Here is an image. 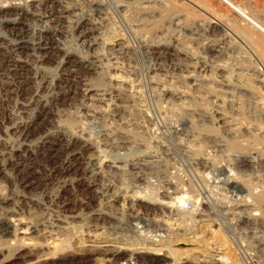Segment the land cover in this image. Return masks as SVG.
Segmentation results:
<instances>
[{"label": "rangeland", "instance_id": "rangeland-1", "mask_svg": "<svg viewBox=\"0 0 264 264\" xmlns=\"http://www.w3.org/2000/svg\"><path fill=\"white\" fill-rule=\"evenodd\" d=\"M30 1L34 0H0L3 6L33 4L39 14L46 16L51 10L64 11L63 7H70L77 10L68 17L71 22L82 13L95 14V8L83 0H48L52 3L42 5ZM228 1L264 23L261 15L264 0ZM170 4L179 11V17L172 18V22L165 19L156 25L150 23L155 28L147 24L140 31L142 36L134 32L138 24L127 23L121 18V8L114 4L104 7V18L102 14L90 17L99 19L101 26L97 27L101 30L88 34L89 38H78L84 25L72 31L68 28L72 24H64V33L54 41L55 50L50 49L39 66L49 78L48 84L37 89L41 87L40 79H34L33 71L27 69V78L16 80V96L1 94L0 139H10L8 144L17 148L20 143L38 147L43 137L51 138L40 145L41 151L35 149L39 154L30 157L25 166L15 169L10 163L4 170L0 167V198H7L5 203L0 202V219L13 216L40 231L24 239L50 242L56 234L67 241L64 246L56 241V253L52 244L42 248L46 257L24 258L26 250L18 255H22L21 259L4 264H119L129 258L143 264H174V258L167 254L130 252L146 245L143 237L147 236L149 242L154 231L163 235L161 245L170 244L178 253L190 251L188 255H180L175 264H219L215 260L222 256L230 257L227 264H264V204L255 207L245 204L240 199L244 194L232 188L239 185L251 193L257 187L258 195H262L264 172L256 177L254 173L259 169L247 170L243 182L235 178L224 180L232 172L241 173L237 159L244 154H264V143L256 141L259 138L255 133L244 137L240 149L231 148L234 136L224 123L230 117L242 118L245 126L248 124L252 129L258 125L264 132V47L254 46L248 35L258 39L259 35L220 0H170ZM134 5L143 10L146 7L148 15H141L140 20L147 16L149 21L152 16L156 18L157 6L163 8V2L158 4L157 0L135 1ZM22 22L44 27L29 16ZM8 29L0 24V32L6 36ZM109 36L115 39L111 45L106 40ZM89 41L95 45L85 48L83 43ZM207 47L214 50L208 51ZM85 51L95 57L89 61L93 67L79 70L76 83H67L60 91L61 87L52 81L62 69L60 61L74 63ZM20 56L36 65L29 51ZM115 73L125 77L128 84L125 79L123 83L112 78ZM226 79L229 85L224 83ZM89 86L92 91L86 93ZM208 87L215 88L217 94ZM215 107H222L220 112L227 115L226 121H215ZM24 123H28L24 136L17 138L19 135L12 127ZM3 144L0 142V153L4 155L8 150ZM50 145L60 151L54 158L46 151ZM81 147L88 149L83 152L87 166L84 164L81 171H63L61 163L66 152ZM210 162L219 163L220 168L225 166V173L218 168L204 169ZM94 169L98 176L93 180L88 173ZM204 171L209 172L208 180L203 181L206 183L199 177ZM28 182L32 183L26 185ZM179 188L199 199L189 213L169 207L166 198L162 199L165 205L128 198L133 191H149L156 198L173 197L172 193ZM252 209L257 216L249 217L242 212ZM7 254L0 253V261Z\"/></svg>", "mask_w": 264, "mask_h": 264}, {"label": "bare ground", "instance_id": "bare-ground-1", "mask_svg": "<svg viewBox=\"0 0 264 264\" xmlns=\"http://www.w3.org/2000/svg\"><path fill=\"white\" fill-rule=\"evenodd\" d=\"M56 1V0H55ZM58 1V0H57ZM85 1L84 3H86V5H88L89 7H93L95 8L94 9V12L95 14L93 15H89L86 16L84 15L83 13L81 15H79L78 19H76L75 22H71V20H69L68 17H70L71 15H73L74 11H77L75 9H69L68 7H63L64 11H58V10H51L49 12V15H45V14H39L36 10L37 8L33 6V4H29V3H24L23 4H10V5H7V6H3L0 2V24L4 25V26H7L9 29H8V35L6 36L5 33H1L0 32V98L2 97L1 94H5V95H13L15 94V92L17 93V89L15 88L16 87V80L19 81V80H23L24 78H27L25 77L26 74H28V70L27 69H31L33 71V78H37V79H40V84H41V87H38L37 89L42 88V85H47L48 84V80L46 79H49L45 76V72H43V70L39 67L41 66V64L43 63V61L45 60V58H47L48 54H49V51L50 49L52 50H55L53 48V45L54 44V41H57L60 37L59 36H62V34L64 33L62 29H64V24H72V26H68L69 30H72V31H75L79 28L83 26V30L79 33L78 35V38L80 39H85V38H89L88 37V34H92V33H98L101 29L100 26V22H99V19L95 20V19H92L90 18L91 16H94L97 17L98 15H101L103 10H105L104 7L107 6V8L109 7L110 4H114L115 6L117 7H120L121 8V12H122V17L124 20H126L127 23L131 24V23H134V24H138L136 26L137 29L136 31H134L135 33H139L140 35L142 33H140L141 30H143L144 28H147V24H153V25H156V24H159L162 23V21H165V19L168 21H171L172 18H174V20L176 19L175 17L178 16L179 14V11H175V8L170 4V0H161V2H163V8H158L157 6V9L156 7L154 9H156L154 12L155 14L157 13L156 15V18L154 16H152V21H149L147 20V16L146 19L143 18L142 20H140V16L141 15H144L146 14V10L144 8L143 9H138L137 7H135V1L138 2H143L144 0H132V4L134 5V7L136 9H134L133 5L131 7V0H108V1H105V0H83ZM105 1V2H104ZM146 1V0H145ZM160 1V0H159ZM178 1V0H177ZM223 2V4H225L230 10H232L238 17H240L244 22L250 24L253 29L255 30V32L259 35V39L256 38V37H253L252 35H248V38L251 39L252 43L254 44V46L256 48H262L264 47V23H259L255 20V18L252 16L250 17L247 16V14L244 12V10L240 9L238 6L234 5L233 3H231L230 1L228 0H220ZM31 2H35V3H38V5H42L43 3H47V4H51L52 2L46 0L45 2H42L41 0H34V1H30ZM155 2V1H153ZM161 2H158L157 0V3H161ZM211 2V1H210ZM9 3V2H8ZM150 3H151V0H150ZM142 4V3H140ZM183 4H185L184 2H182V6ZM71 5V4H70ZM85 5V6H86ZM91 5V6H90ZM156 5V4H155ZM212 5V4H211ZM83 6V5H82ZM139 6V5H138ZM160 6V7H161ZM75 7V6H74ZM73 7V8H74ZM87 7V6H86ZM72 8V7H71ZM92 8V9H93ZM104 8V9H103ZM116 8V7H115ZM130 8H131V11H130ZM191 8V7H190ZM46 9V8H45ZM82 9V8H81ZM160 9V10H159ZM153 10V9H152ZM158 10V12H157ZM40 11V9H39ZM49 11V10H48ZM148 11V9H147ZM150 11V10H149ZM254 11V10H253ZM116 12V11H115ZM263 12V11H262ZM67 17H63V14H67ZM76 13V12H75ZM77 14V13H76ZM79 14V13H78ZM112 14V13H111ZM110 14V15H111ZM103 15V18L104 14ZM148 15V13H147ZM150 15V14H149ZM192 15V14H191ZM190 15V16H191ZM263 19H264V14L262 13L261 14ZM260 15V16H261ZM27 16L29 17H32L35 19V21L37 23H40L41 25H44L41 26L40 28H36L35 26H28L26 24H24V22H22L24 20V18H26ZM108 16V15H107ZM113 16V15H112ZM77 17V16H76ZM144 17V16H143ZM179 17V16H178ZM181 17V16H180ZM71 18V17H70ZM98 18V17H97ZM102 18V20L104 21V19ZM113 18V17H112ZM75 19V18H74ZM257 19V18H256ZM70 22H69V21ZM181 20V19H180ZM107 21V20H106ZM264 21V20H263ZM155 24H154V23ZM172 22V21H171ZM170 22V23H171ZM176 22V21H175ZM177 22L178 23H181L178 19H177ZM119 23V22H118ZM177 23V25H178ZM183 23H184V20H183ZM35 24V23H34ZM151 27L155 28L153 25H151ZM167 24V23H166ZM169 24V22H168ZM172 24V23H171ZM176 24V23H175ZM98 25V27H97ZM86 27H89V28H85ZM149 27V26H148ZM159 27V26H158ZM212 29H213V26H212ZM220 29V28H219ZM113 30V29H112ZM146 30V29H145ZM1 31V30H0ZM189 31V30H188ZM68 32V31H67ZM66 32V33H67ZM70 32V31H69ZM222 32V31H221ZM245 32V31H244ZM146 33V32H145ZM147 33H149L147 31ZM171 33V32H170ZM250 34V33H249ZM114 30H113V36H114ZM184 35V34H183ZM99 36V35H98ZM110 38L107 37L108 39L107 42L110 43L109 45H111L112 43L115 42V39L113 38ZM142 36V35H141ZM245 37L247 38V36L245 35ZM64 38V37H63ZM67 38V37H66ZM117 38V37H116ZM142 38V37H141ZM247 38V39H248ZM262 39V40H261ZM72 40V39H71ZM98 40V39H97ZM68 41V40H67ZM94 41V40H93ZM93 41H89V42H86V43H83L85 46V48H90L92 46L95 45V43ZM71 42V41H69ZM106 42V43H107ZM118 42V41H117ZM145 42V41H144ZM147 42V41H146ZM60 43V42H59ZM97 43V42H96ZM107 43V44H108ZM181 43V42H180ZM82 44V45H83ZM101 44V43H100ZM230 44V43H229ZM147 45V44H146ZM64 46V45H63ZM62 46V47H63ZM104 46V45H103ZM148 46V45H147ZM212 47V46H210ZM145 48V47H144ZM188 48V47H187ZM208 48V47H207ZM82 49V48H81ZM84 49V48H83ZM186 49V48H185ZM210 50H214V49H211V48H208ZM216 49V48H215ZM64 50V49H63ZM62 50V51H63ZM29 51V54L30 56L35 59L36 61V65H32L29 63L28 60H25L23 57L20 56V54H24L26 52ZM74 51V50H73ZM149 51V50H148ZM205 51V50H204ZM70 52V51H69ZM68 52V53H69ZM262 52V51H261ZM74 53V52H73ZM72 53V54H73ZM84 53L83 56L85 57H81V58H77L78 60H76L74 63H68V62H63V61H60L59 64H63V66L61 67L62 69H60V71H58L52 78V81H56L57 83V86L58 87H61V89H59L60 91L62 89H64V87L62 86H65L67 83H76V80L78 79L76 74L79 70H91V67H93V63L90 65V62L91 60H93V58H95L94 56L90 55L88 52H82ZM67 54V53H65ZM76 54V53H74ZM99 54V53H98ZM153 54V53H152ZM151 54V55H152ZM192 54V53H191ZM195 54V52H194ZM70 55V54H69ZM77 55V54H76ZM79 56L81 55L80 53L78 54ZM160 55V54H159ZM66 56V55H65ZM161 56V55H160ZM196 56V55H195ZM101 60V59H100ZM97 61V60H96ZM102 61V60H101ZM226 61V60H225ZM62 62V63H61ZM92 62V61H91ZM156 62V60H155ZM197 62V61H196ZM195 62V63H196ZM35 63V62H34ZM99 63V62H98ZM108 63V61H107ZM110 64V63H109ZM58 65V64H57ZM66 65H68L66 67ZM204 65V63H203ZM202 65V66H203ZM206 65V64H205ZM233 65V64H232ZM241 65V64H240ZM201 66V67H202ZM59 67V66H58ZM60 68V67H59ZM58 68V69H59ZM95 68V67H94ZM195 69V68H194ZM204 69V68H203ZM207 70V69H206ZM216 71V70H214ZM212 72L213 75L215 76V72ZM220 71V70H219ZM188 72V71H187ZM222 72V71H221ZM53 73V72H52ZM191 73H194L193 71ZM10 74H12L11 76L12 77H16L14 79H12V77L10 76ZM32 74V73H31ZM220 74V73H219ZM242 74V73H241ZM208 76L210 79L212 78V76ZM232 76V75H231ZM112 78H115L116 80L117 79H121V81H123L125 79V83H127L126 81V78H122L119 74L115 73L114 75L111 76ZM110 77V79H111ZM206 77V76H205ZM207 78V77H206ZM221 78V76H220ZM108 79V80H110ZM114 79V80H115ZM123 79V80H122ZM196 79V78H195ZM219 79V78H218ZM113 80V79H111ZM128 80V79H127ZM214 80V79H213ZM217 80V79H216ZM227 81L224 82L226 83L227 85H229L227 82L228 79H226ZM131 81V80H130ZM129 81V82H130ZM153 81V80H152ZM161 81V80H160ZM159 81V82H160ZM198 81V80H197ZM201 81V80H200ZM225 81V80H224ZM251 81V80H250ZM115 82V81H114ZM38 83V82H37ZM56 83H54V88L51 86V88L53 89H56L57 86L55 85ZM124 83V81H123ZM223 83V82H222ZM18 84V83H17ZM20 84V83H19ZM50 84V83H49ZM128 84V83H127ZM132 84L131 82L129 83V85ZM39 85V84H38ZM121 85V84H120ZM170 85V84H169ZM215 85V84H214ZM91 86L87 87L85 89V92H90L92 90H90ZM217 87V86H216ZM227 87V86H226ZM114 88V87H113ZM132 88V87H131ZM130 88V89H131ZM171 89V88H170ZM207 89H209V91H211L212 93H215L216 92V89L215 88H212V87H208ZM218 89V88H217ZM222 89V88H221ZM52 90V89H51ZM69 90V89H68ZM172 90V89H171ZM15 91V92H14ZM24 91V90H23ZM39 91V90H38ZM164 91V90H163ZM215 91V92H214ZM84 92V91H83ZM228 92V91H227ZM131 93V92H130ZM223 93V92H222ZM51 94V93H50ZM56 94V93H55ZM58 94V92H57ZM217 93H215L216 95ZM21 95V94H20ZM221 94H219L220 96ZM223 95V94H222ZM16 96V94H15ZM5 97V96H4ZM56 97V96H55ZM134 97V96H133ZM253 97V96H252ZM40 100L41 98L38 97ZM52 98V97H51ZM218 98V97H217ZM2 99V98H1ZM3 100V99H2ZM219 100V99H218ZM221 100V99H220ZM1 101V100H0ZM38 101V100H37ZM43 101V100H41ZM89 101V100H88ZM93 101V100H91ZM254 101V100H253ZM39 102V101H38ZM44 102V101H43ZM185 102V101H184ZM261 102V101H260ZM92 103V102H91ZM224 103V102H223ZM259 103V102H258ZM92 105V104H91ZM94 105V104H93ZM108 105V104H106ZM178 105V104H177ZM85 106V105H84ZM113 106V105H112ZM125 107V106H124ZM45 108V107H43ZM217 108V107H215ZM222 108V107H221ZM220 107L217 108L214 112L216 114V122H221V121H226V114H224L223 111L220 112V110H222ZM94 109V108H93ZM91 111V110H90ZM213 115V114H212ZM226 115V116H224ZM224 117V118H223ZM249 117V116H248ZM253 117V116H252ZM107 118V117H106ZM212 118V117H211ZM239 118V117H238ZM110 119V118H109ZM255 121V120H254ZM244 121L242 118H239V119H232L231 120V117L229 119V122H224L225 125H228V129L229 131L231 132V134H233L234 138H233V142L234 144L233 145H230L231 148H235L237 149L239 147H241V142H244L243 139L246 135H249L250 136V133H255V135L257 134L258 138L260 139H256L257 142H263L264 143V132L262 131V127H254L252 129L249 128V125L244 124ZM250 122V121H249ZM30 123V122H29ZM256 124V123H255ZM261 124V123H260ZM224 125V126H225ZM262 125V124H261ZM28 126V123H24V124H17L14 128L12 127V130H14V132L16 134H18L19 136L17 138H22L24 136V130H25V127ZM255 126V125H254ZM215 129V128H214ZM205 131V130H204ZM210 134V133H209ZM254 135V134H253ZM49 135H47L46 137H43L41 139V143L38 142L37 145H39L38 147L37 146H32L31 144L28 145V144H25V143H20L18 145V147L16 148L15 146L12 145V143H9V140L5 139H0V142L3 144H5L7 146V150L8 152L5 153L4 155L2 153H0V167L2 170L5 169V167L7 165H9L10 163H12V167H14L15 169L21 167L24 165L25 162H28L30 161V157H33L38 151L35 150V149H39L40 148V145H43L45 144V140H48L49 138L51 137H48ZM76 137H73V139H75ZM249 139V138H248ZM262 140V141H261ZM252 141V140H251ZM256 141H254V144L257 145V143H255ZM11 142V141H10ZM13 142V141H12ZM218 143V141H217ZM247 143V141H246ZM253 143V142H252ZM251 143V144H252ZM3 144V145H4ZM8 144V145H7ZM18 144V143H17ZM232 144V143H231ZM4 145V146H5ZM200 145V144H199ZM226 145V144H225ZM245 145V144H244ZM255 145V147H256ZM5 146V147H6ZM251 146V145H249ZM253 146V145H252ZM259 146V145H258ZM51 145L48 147V149L46 151L49 152V155L52 156V158L55 157V155L57 153H59V149L57 150V148L55 147H52ZM254 147V146H253ZM261 147V146H260ZM75 148V147H74ZM230 148V149H231ZM245 148V147H244ZM249 148V147H248ZM264 148V147H263ZM43 148H40L39 151H41ZM243 149V148H242ZM241 149V150H242ZM262 149V148H261ZM50 150V151H49ZM206 150V149H205ZM228 150V149H227ZM225 150V151H227ZM88 151V149H86L85 147H81V148H77L76 150H71V151H68L66 152L65 154V158L62 160V163H61V168L63 171H81L83 170V166L85 164V162H83L84 160V157H83V152H86ZM229 151V150H228ZM256 151V150H255ZM18 152H20V155H18ZM263 152V151H262ZM203 153V152H202ZM249 155H246L244 154L242 157H240L239 159V163H240V174H230V172L232 171L231 169L229 170V174L228 176L225 177L224 180H233V178H235V180L239 179L240 181L242 180L243 182V178L247 177L245 175V172L247 170H258V172H255L254 174L256 175V177L258 176L259 172H264V154L263 153H250L248 152ZM39 154V152H38ZM240 156V155H238ZM203 157V156H202ZM210 161V160H209ZM222 161V160H221ZM230 163V162H229ZM207 164V163H206ZM228 164V163H227ZM226 164V166H227ZM86 165V164H85ZM210 166L206 165L207 167H205V164H204V169L206 170H211L213 171L214 169L217 170L218 168V171H220L221 173L223 172V174L225 173V169H227L225 166L224 168L223 167H219L220 164L219 163H209ZM25 166V165H24ZM87 166V165H86ZM230 167V166H229ZM4 168V169H3ZM237 168V167H236ZM123 169V168H122ZM203 169V170H204ZM101 170V169H100ZM234 170V169H233ZM3 172V171H2ZM85 173V172H84ZM228 173V172H227ZM82 174V172H81ZM89 174V178H92L94 180V178L96 177V175L98 176V174H96L95 172V169L94 170H91V172L88 173ZM208 175H209V172L207 174H205V171L201 174H199V177L200 179L203 181H207L208 179ZM252 175V174H251ZM261 175V174H260ZM259 175V176H260ZM250 176V175H249ZM261 178V177H260ZM33 182L34 180H36V178H30ZM253 179V178H252ZM258 179V178H257ZM217 180V179H216ZM223 180V181H224ZM222 181V180H221ZM215 182V180H214ZM218 182V181H217ZM220 182V181H219ZM218 182V184H219ZM245 182V181H244ZM30 183L32 182H28L26 183V185H30ZM63 183V182H62ZM68 183V182H67ZM65 183V185L67 184ZM203 183H206V182H203ZM231 183V182H230ZM264 183V182H262ZM261 183V184H262ZM240 184V182H239ZM249 184V183H248ZM243 185V184H242ZM67 186V185H66ZM255 186V185H254ZM64 187V186H63ZM234 190H236V192H238L240 195L241 194H244L243 197H241L240 199L242 200L243 198V202L245 204H250V205H253V207H255L256 205H260L261 203L264 204V189L262 190V195H258L260 193V191L256 190V188H253L252 192L249 193V192H245V189L243 190L242 188L239 187V185H236L234 187H232ZM248 188V187H247ZM259 188V187H258ZM261 188V187H260ZM264 188V187H263ZM262 189V188H261ZM126 191V190H125ZM186 190L184 188H179V189H176L172 194L174 195L173 197H170V195L168 197H160V198H156L154 195V197L151 196V192L149 193V191H146V192H132V195L128 198H131V199H134V200H146V201H154V202H160L161 204L162 203V199H167L169 200L168 202H166L165 204L168 205L169 207H175L177 208V203L179 202V200H184V199H187L189 201L192 202V205L193 207L197 206L199 204V199L195 198L194 197H191V196H188V193L185 192ZM247 191V190H246ZM248 191H251V189H249ZM238 197V196H237ZM156 198V199H154ZM7 198H0V202L3 204L5 203V200ZM240 200V201H241ZM152 201V202H153ZM163 204V205H165ZM196 208V207H195ZM260 208V207H259ZM247 209V208H246ZM254 209L252 210H247V211H243V213H245V215L249 216V217H252V216H257V212L256 213H253ZM264 214V213H263ZM262 215V214H261ZM17 217V216H16ZM1 217L0 219V253L2 252H7L9 253V256L7 254V257L4 256L3 260L0 261L2 264L4 263H9L10 261L12 260H18V259H21L22 255L21 256H18L21 254V252L23 251H28L27 252V255L24 257V258H35V259H40L42 257H46L48 256L47 254H43V250L42 248H47V246L49 247L51 244H52V249L54 250V253L57 252L56 250V241H60L61 244L64 246L65 243H67L66 240H61V236H58L56 234H53L55 235L54 239L49 242V240H46V241H31L30 239H24L27 235H31V234H38L39 232L37 231V229L35 228V226L31 225L29 222L28 224H24L23 223V220L22 219H15L13 216H9L8 218H3ZM251 220V219H249ZM25 222V221H24ZM26 223V222H25ZM22 226V227H21ZM52 228V227H51ZM55 228V227H54ZM59 228V227H58ZM60 229V228H59ZM83 230V229H82ZM50 231V230H49ZM55 231V230H54ZM53 231V232H54ZM57 231V230H56ZM52 232V231H51ZM64 232V231H63ZM62 232V233H63ZM56 233V232H55ZM58 233V232H57ZM65 233V232H64ZM63 233V234H64ZM69 233V232H68ZM42 234V233H41ZM46 234V233H45ZM49 234V233H48ZM47 234V235H48ZM67 234V233H66ZM151 234V233H150ZM53 235H50L51 237ZM60 235V234H59ZM65 235V234H64ZM69 235V234H68ZM140 235V233H139ZM50 236L49 239L51 238ZM63 236V235H62ZM70 236V235H69ZM151 238H150V241L148 242V237H143L146 239V242L145 244L146 245H143L141 244V247H138V248H134L132 250H130L131 253H133V255H138V254H141V253H151V255H154V256H163L164 254H167L169 255L170 257L174 258V264L177 263L180 259H179V256L180 255H188V253L190 252L189 250H182L181 252L178 253V251H174V249L172 250L171 249V246L170 244H167L166 245H161L163 243V235L161 234V232H158V231H154L152 232V234L150 235ZM165 236V235H164ZM31 238V237H30ZM64 238V237H63ZM95 238V237H94ZM69 239V238H68ZM144 239V240H145ZM166 239V237H165ZM88 241V240H87ZM154 242H159V244H154ZM160 242H162L160 244ZM180 244H183L182 242ZM60 245V244H59ZM66 245V244H65ZM59 247V246H58ZM37 249H39L37 251ZM48 251V249H46ZM129 251V250H128ZM52 252V251H51ZM161 252H163V254H160ZM47 253V252H46ZM53 253V254H54ZM48 254L49 256L50 253L48 251ZM178 255V256H177ZM18 256V257H17ZM178 257V258H177ZM217 257V256H216ZM230 257H227V256H222L221 258L218 257V260H215L217 261L219 264H227L229 262V259Z\"/></svg>", "mask_w": 264, "mask_h": 264}, {"label": "built area", "instance_id": "built-area-1", "mask_svg": "<svg viewBox=\"0 0 264 264\" xmlns=\"http://www.w3.org/2000/svg\"><path fill=\"white\" fill-rule=\"evenodd\" d=\"M193 205L191 203V201L184 199V200H179V202L177 203V209L180 211H183L185 213H189L192 211L193 209ZM119 264H143L140 260L137 259H133V258H129V259H125L121 262H119Z\"/></svg>", "mask_w": 264, "mask_h": 264}]
</instances>
